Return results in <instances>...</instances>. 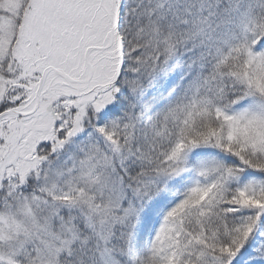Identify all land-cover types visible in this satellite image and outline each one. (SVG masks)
Segmentation results:
<instances>
[{"label": "snow or ice", "instance_id": "obj_1", "mask_svg": "<svg viewBox=\"0 0 264 264\" xmlns=\"http://www.w3.org/2000/svg\"><path fill=\"white\" fill-rule=\"evenodd\" d=\"M0 264H264V0H0Z\"/></svg>", "mask_w": 264, "mask_h": 264}]
</instances>
